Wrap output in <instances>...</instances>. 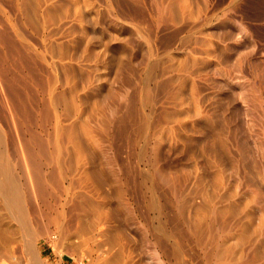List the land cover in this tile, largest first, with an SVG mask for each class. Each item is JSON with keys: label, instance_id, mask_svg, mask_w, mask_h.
<instances>
[{"label": "rangeland", "instance_id": "obj_1", "mask_svg": "<svg viewBox=\"0 0 264 264\" xmlns=\"http://www.w3.org/2000/svg\"><path fill=\"white\" fill-rule=\"evenodd\" d=\"M0 29L61 215L31 254L0 196V264H264V0H0Z\"/></svg>", "mask_w": 264, "mask_h": 264}, {"label": "bare ground", "instance_id": "obj_2", "mask_svg": "<svg viewBox=\"0 0 264 264\" xmlns=\"http://www.w3.org/2000/svg\"><path fill=\"white\" fill-rule=\"evenodd\" d=\"M0 46H2L1 48H3L4 50H2V53L0 51V121L1 123L5 122L6 124L8 122V124H10V129L14 130V134L12 133V131H9L12 134H9L7 136V132L5 133V131L0 129V196L1 198H3L4 201L2 200V202H5L6 205H4L9 211L11 218L15 221L16 225L18 226L17 228L20 229V238H22L20 240L24 241V243H22L24 244L23 246L28 249L29 253L33 254V252H35V241L37 240V238H39L41 235L44 236L43 232H45V230L50 231L47 230V226L51 223L53 224V221L57 222L59 220V216L61 217V215L58 216L57 214V208L53 209L54 211H57L56 215L58 218H54L51 215L53 211V205L50 206L48 200L50 199V197L53 196L45 188V180H43L41 174L42 171L40 169L42 166L40 167L41 163L39 162L40 160L38 157L37 150H35L33 147L37 146L39 154L44 153V151L46 150H43L42 148L44 147L41 146H45V144L43 143L44 141L36 133H31L29 135L25 133L27 132V123H32L34 121L38 124L39 127H41L43 123L47 122L49 120V109H46V103L44 98H37V100L33 101L30 100L26 95L28 82L26 80V76H20V73H18V71L21 70L20 72L27 73L32 70L30 69L31 66L28 65L30 61L22 53L23 50L21 51L17 47V45H15L13 40L3 30L0 31ZM7 59L10 60L9 62L13 67L10 68L9 65V68L13 70L12 72H10L11 70L9 68L5 69L4 67V64L7 63ZM42 91L41 93L44 94L43 92L45 90L43 92ZM42 94L41 97L43 96ZM30 101H32L34 105H37L38 109L33 110L29 108L27 105ZM41 104L43 108L39 109ZM35 111L41 113L39 115H34L33 112ZM7 140L12 144L13 147L10 156L12 161H15V167L14 165H9L10 157L2 151V146H4ZM15 168L19 171L18 177L13 174V170ZM39 201L41 203L40 206L38 205ZM74 206L75 205H73V207ZM46 209L49 211L50 214L48 212H45ZM70 218L72 222L73 219L71 215L69 219ZM53 226H56L55 223ZM61 229L59 228L60 231ZM46 233L48 235L49 233H51V231L49 233ZM52 235L51 237H48L51 238V240H54L56 234L54 236ZM34 258L35 259H32L31 257V264H39L37 258Z\"/></svg>", "mask_w": 264, "mask_h": 264}]
</instances>
